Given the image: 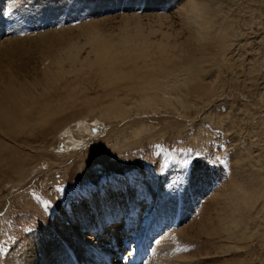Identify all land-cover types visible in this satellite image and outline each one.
Segmentation results:
<instances>
[{"label": "rangeland", "instance_id": "rangeland-1", "mask_svg": "<svg viewBox=\"0 0 264 264\" xmlns=\"http://www.w3.org/2000/svg\"><path fill=\"white\" fill-rule=\"evenodd\" d=\"M190 1L0 0V92L9 84L14 90L22 88L25 95L18 100L0 96V124L11 120L13 125L8 129H14L15 121H26L27 128L19 126L14 138L0 133V264H83L76 247L72 254L57 256L58 261L39 250L60 247L53 230L70 225L75 209L91 205L96 198L102 201L123 194L130 205L131 194H136L134 199L140 205L135 210L141 213L135 221L142 227L149 221L145 217L156 212L150 209L151 191L163 195L168 223L162 227L150 220L158 236L143 243L139 264H264V222L259 223L258 235L250 236L248 243L236 241L239 251L229 253H221L227 248V240L223 229H216L225 210L219 195L234 184L250 181L254 188L256 179L264 187V0H215L217 12L225 19H234L241 32L227 50L216 47L218 40L199 46L190 39V28L181 20L191 10L181 13ZM138 26L147 31H169L173 41L183 42L186 52H194L188 65H197L194 57L199 60L201 80L205 84L217 81L214 94L187 95L186 100L185 92L183 104L174 102L178 113H158L156 109L142 113L128 99L126 114L130 115L126 121L98 116L90 122L92 116L84 123V105H78L76 111L46 120L45 126L35 125L32 104L40 109L43 104L57 105L56 75L50 81L42 77L46 70L42 62L47 57L66 58V48L73 45L86 57L88 32L110 37ZM12 56L14 66L5 68ZM222 56L224 69L220 72L218 60ZM37 62L39 65L34 64ZM87 81L80 83V90L92 97L101 96L103 79L100 84L93 77ZM75 124L80 126L71 129L72 133L67 129L60 135ZM142 125L156 130L136 142L133 129ZM25 131L29 138L23 140L31 136V141L20 143ZM74 133L83 135L75 139ZM103 147L106 151L99 152L94 162ZM22 164L30 170L24 177L19 167ZM109 209H113L111 220L118 227L125 215L112 203ZM93 223L80 224L76 233L83 230L87 236H95ZM214 227L213 235L209 232ZM114 230L112 240L117 241L118 235L121 243L113 255L116 260L125 247L129 252L134 245L124 246L122 238L130 239L128 242L135 238L132 233H122L121 227ZM104 233L97 239L103 237L104 249L109 250L106 241L112 233L105 229ZM128 252L124 250L121 259ZM130 257L133 264L137 253Z\"/></svg>", "mask_w": 264, "mask_h": 264}, {"label": "bare ground", "instance_id": "bare-ground-1", "mask_svg": "<svg viewBox=\"0 0 264 264\" xmlns=\"http://www.w3.org/2000/svg\"><path fill=\"white\" fill-rule=\"evenodd\" d=\"M189 10L190 12L181 20H184L190 28V39L192 41L196 40L199 46H202L203 43L206 44L218 40L216 47L218 49L227 50V48L229 49L232 47L228 44L236 42V39L241 35L234 19H225L221 12H217L218 1L196 0L194 3L193 0L186 4L181 13L184 14ZM184 22L182 21L183 24ZM148 30L149 31L145 30L142 26H138L133 30L124 29L119 34L110 35V37H104L100 34L96 35V33L91 31L86 34V43L84 44V46L89 45L90 47L86 57L81 55L79 51L81 49H76V45L66 48V51H68L66 58L58 59L57 56L47 57L44 63L42 62V66L45 65L44 69H46L45 72L42 73V77L45 81H50L56 75L55 90L58 97L57 105L54 107L49 104H43V107L40 109L36 104H32L36 110L35 125L45 126L47 125L45 124L46 120H51L54 116L61 117L66 111L69 113V110L74 111L78 105H84L83 110L86 112V117L84 116L82 121L84 123H89V119L92 116L94 119L90 122L99 119L98 116H100L102 120H106V117L119 118V121L122 122V120L127 119L130 115V113L126 114L128 99H130L132 103L134 102V107L139 108L140 110L137 111L142 113L148 111L154 112L155 109L158 113L161 110H164V112L173 111L178 113L177 109L174 107V102L178 101L182 103L184 100H182L181 96L185 92L186 96L184 98H186V100L191 95L200 96L202 93L206 95L214 94L217 81L205 84L201 80L203 69L199 60L194 57L193 59L198 61L197 65L192 67L188 65V61L192 60L191 57L194 56L192 55L194 52H186V50H184L186 48L185 44L183 42L173 41V35L169 33V31L165 32L154 28ZM157 33L159 35H157ZM24 44L25 42L18 45L15 54ZM31 50L34 52L36 49L31 46ZM14 56L6 62L5 68H12L14 66ZM222 58L224 57L222 56L218 60L220 72L224 69V64L220 63L223 60ZM47 62L48 64H46ZM34 64L37 65L38 62ZM260 66H262V63H260ZM90 76L97 78L99 84L101 79H103L100 85L102 88L101 96L92 97L89 93L87 94L86 91L80 90V83L89 82L87 80L91 78ZM22 77L23 76H20L19 79ZM9 86L11 85H5L0 92V96L17 100L19 98L25 99L22 88L14 90L13 87ZM97 94H99V92ZM187 95H189V97ZM103 97H105V100L102 99ZM107 100L110 102L105 104L104 102ZM101 103L102 107L100 105ZM182 104L180 105L183 106ZM15 122L14 129H8L13 125V121L11 120L1 123L0 133H6V137L14 138L16 134L20 132L18 131L19 126L26 128V121ZM79 124L67 127L60 135L67 131V129L71 130L77 128V126H80ZM27 127L30 129L31 123L27 124ZM155 130L156 128L152 126L142 125L133 129L132 134L136 142H141V139H144L148 134H153ZM26 131L20 143L31 141V136L30 139L23 140L29 138L26 137ZM72 132L71 130V133ZM74 134L75 139H80L79 137L83 135ZM72 136L74 137V135ZM105 151V147H103L102 150H98L94 162L98 161L100 153H104ZM47 154L48 151L46 155ZM90 155L92 154L90 153ZM1 157L0 154V158ZM19 167L23 169L24 172L22 176L24 177V174L29 168L26 164L19 165ZM38 167H36V170ZM29 174L30 170L27 172V175ZM255 181L254 183H257V186L255 185L257 189L256 187H250L251 182L249 181V183L244 182L243 184L241 183V185L234 184L231 188L229 187L227 193L219 195V198L217 197L218 200L224 202L225 207L219 220L217 217L218 221L216 225V229H223V233L226 236L224 238L227 240V248L221 253L239 251L240 246L236 241L248 243L251 241L250 236L254 238L260 232L259 223L261 222L263 224L264 222V187L262 186V182H259L257 179ZM153 192L154 191H151L150 193V197L153 200L150 209H154L156 212L155 214H151L150 217H145L149 218V221L143 223L142 227H140L141 223L138 224L135 221L136 215L140 216L141 213L135 210V207L140 205V202L134 199V197H137L136 194H131L130 205L124 201L123 194H115L109 199H104L102 201L96 198L91 205H81L75 209L74 214L76 216L70 225L62 229L53 230V235L58 240L56 245L61 244L60 247L55 246L49 249L42 248L39 252L50 254L53 259L57 260L59 259L57 256H61V254H72L73 247H76L79 248L77 250V256H80L79 258L88 264H131V259L128 258L132 256L133 253H137V258L133 263L137 264L140 260L139 257L141 258L140 248L141 246L142 248L144 247L143 243L147 239L154 240L151 236H158L153 231L155 225L150 222V220L163 225L162 227L168 223L165 218L168 207L163 200L164 197L160 193L155 194ZM4 196H8V193ZM120 200H122V202H118ZM109 203H112L115 209H120L125 215L124 221L122 220L121 222V225L123 224L121 226V232L124 233L123 231H126V235L130 234V232L132 234L135 233L131 236L135 238L133 239L134 241L131 240V242H128L130 239L128 240V238H125V234L123 236L124 238H122L124 239V246L134 242V245L131 246V251H129L131 253L126 251L125 247V252L129 254L124 260L120 257V254L124 250L119 254V258L116 260L113 259L114 252L121 243L118 242V230H116L117 241L112 240L115 232L114 229H116L117 226L114 227L116 222L114 223L111 220L113 209H109ZM149 205V203L146 204V207ZM92 206L97 208H93ZM147 214L150 213L147 212ZM92 222H94L93 228L96 229L94 232L95 236H87V232H83V230H79L80 234L76 233L75 230L80 224L91 225ZM109 224L111 225L107 226ZM49 225L52 232L53 223L50 222ZM134 225L138 226L134 228ZM104 229L105 232L112 233V236L106 241V244L110 247L109 250L104 249L106 245L103 237L100 240L97 239V236H101L104 233ZM216 229L215 227L214 229L212 228L209 233L214 235ZM90 231H93V229L90 228ZM67 234L69 235L68 237ZM73 254L75 255V252H73ZM111 255L112 257L110 258ZM84 262L82 263L84 264Z\"/></svg>", "mask_w": 264, "mask_h": 264}]
</instances>
